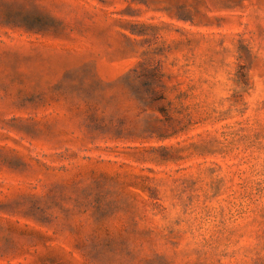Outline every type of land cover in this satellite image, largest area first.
<instances>
[{
	"label": "rangeland",
	"instance_id": "obj_1",
	"mask_svg": "<svg viewBox=\"0 0 264 264\" xmlns=\"http://www.w3.org/2000/svg\"><path fill=\"white\" fill-rule=\"evenodd\" d=\"M0 264H264V0H0Z\"/></svg>",
	"mask_w": 264,
	"mask_h": 264
}]
</instances>
